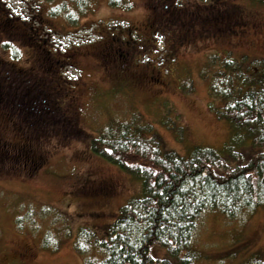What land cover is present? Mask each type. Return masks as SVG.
I'll return each instance as SVG.
<instances>
[{
  "label": "rangeland",
  "instance_id": "obj_1",
  "mask_svg": "<svg viewBox=\"0 0 264 264\" xmlns=\"http://www.w3.org/2000/svg\"><path fill=\"white\" fill-rule=\"evenodd\" d=\"M117 1L87 0L85 12L72 24L52 9L77 10L84 4L78 0H0L15 24L47 37L45 46L60 59L57 75L66 78L60 81L67 90L60 96V108L69 112L67 102H72L73 120L89 133L66 138L64 132H54L55 125L45 128L49 133L35 139L39 146L28 157L34 165L26 166L14 147L29 142L28 136L0 109V144L6 153L0 156V264H85L87 256L101 257L95 244L84 247L86 255L77 251L78 230L86 227L99 238L106 236L121 207L142 192L139 177L89 148L87 137L109 123H131L133 130L152 127L161 138L162 153L188 155L196 146L220 148L228 142L239 150H255L251 137L233 139L229 122L214 112L209 78L216 76L214 55L264 60V3L221 0L216 6L226 8L235 23L218 33L211 32L215 23L201 14H209L219 0ZM162 3L179 5L182 18L185 8L195 9V23L184 27L172 21L169 28L157 27ZM117 38L128 42L129 49L117 45ZM3 39L18 49L12 53L0 45V57L10 66L41 72L45 52L34 42L6 33ZM111 45L117 57L109 52ZM60 118L54 120L63 122ZM194 246L200 253L195 264H245L256 255L264 258V208L231 221L217 212L205 213Z\"/></svg>",
  "mask_w": 264,
  "mask_h": 264
},
{
  "label": "trees",
  "instance_id": "obj_2",
  "mask_svg": "<svg viewBox=\"0 0 264 264\" xmlns=\"http://www.w3.org/2000/svg\"><path fill=\"white\" fill-rule=\"evenodd\" d=\"M78 1L84 3L79 9L58 7L52 9V14L64 13L72 24H77L87 0ZM112 3L117 5L118 1ZM212 4L214 8L207 16L215 24L223 22V17L229 15L226 8L216 6L221 0ZM159 6L157 27L161 29L169 28L172 21L185 27L195 23L198 16L189 17L187 8L183 18L178 16L182 10L179 5ZM0 11V36H24L45 52L41 72L18 70L0 57V109L12 115V123L28 136L29 142L14 147L15 155L21 156L26 166L34 165L28 157L39 146L33 144L35 139L49 133L50 129L45 128L55 125L54 132L60 130L66 138H84L89 133L73 120L69 110L72 102L66 106L70 115L60 108V96L67 92L61 82L66 78L58 76L61 73L56 65L60 59L45 46L47 37L15 24L17 20L9 16L6 8ZM18 27L22 30L18 31ZM11 44L9 39L0 40L2 48L18 51ZM112 53L117 57V50ZM211 59L216 73V79L209 78V93L215 100L211 107L219 118L229 122L233 139L251 137L255 150H239L228 142L220 148L196 146L188 155L162 153L157 131L150 126L133 130L131 123H109L104 130L87 137L92 152L139 177L142 192L121 207L106 236L99 238L86 227L78 230L77 251L86 255L84 247L95 244L101 253L97 259L87 256L85 264H195L200 253L194 246V237L205 213L217 212L231 221L264 208V60H236L229 53ZM57 116L63 122L54 120ZM1 144L0 156H5ZM245 264H264V258L256 255Z\"/></svg>",
  "mask_w": 264,
  "mask_h": 264
},
{
  "label": "flooded vegetation",
  "instance_id": "obj_3",
  "mask_svg": "<svg viewBox=\"0 0 264 264\" xmlns=\"http://www.w3.org/2000/svg\"><path fill=\"white\" fill-rule=\"evenodd\" d=\"M194 15H195V13H193V15L191 14V16H189V17L192 18V16H194ZM234 23H235V21H232L231 18L226 17L223 19L222 26H216L214 23L213 24H214L215 31H223L222 33H226L227 31L232 29V26ZM115 43H117V45H121V47H122V45H125L126 50L129 49V47H128L129 43L126 41H122L119 38H117V39H115ZM109 52L110 53L115 52V46L114 45L111 47V50H109ZM119 53H120V51H119Z\"/></svg>",
  "mask_w": 264,
  "mask_h": 264
},
{
  "label": "snow or ice",
  "instance_id": "obj_4",
  "mask_svg": "<svg viewBox=\"0 0 264 264\" xmlns=\"http://www.w3.org/2000/svg\"><path fill=\"white\" fill-rule=\"evenodd\" d=\"M25 19H27V17H25ZM111 151V149H109Z\"/></svg>",
  "mask_w": 264,
  "mask_h": 264
}]
</instances>
